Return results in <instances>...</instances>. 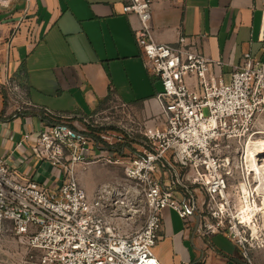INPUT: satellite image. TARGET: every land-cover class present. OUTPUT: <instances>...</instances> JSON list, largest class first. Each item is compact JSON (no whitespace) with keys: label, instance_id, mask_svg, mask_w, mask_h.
Returning <instances> with one entry per match:
<instances>
[{"label":"built area","instance_id":"1","mask_svg":"<svg viewBox=\"0 0 264 264\" xmlns=\"http://www.w3.org/2000/svg\"><path fill=\"white\" fill-rule=\"evenodd\" d=\"M123 1V14L135 15L140 24L135 42L143 67L161 84L162 127L147 126L116 98L91 116L41 110L42 129L31 149L38 161L61 172V184L47 190L23 183L0 158V233L18 237L37 254V264H159L153 250L162 211L170 209L184 222L197 218L203 236L224 233L251 264L245 242L235 238L236 226L207 225V218L229 199L228 182L260 111L264 63L244 54L225 83L213 71L221 63L206 58L194 38L156 42L153 0ZM0 100L6 116L35 108L10 78L0 82ZM30 137L24 135L17 147ZM94 149H110L112 156L95 159ZM93 164L120 167L123 178L88 194L79 174ZM196 191L203 197L200 207Z\"/></svg>","mask_w":264,"mask_h":264},{"label":"crops","instance_id":"2","mask_svg":"<svg viewBox=\"0 0 264 264\" xmlns=\"http://www.w3.org/2000/svg\"><path fill=\"white\" fill-rule=\"evenodd\" d=\"M2 1L8 4L0 5V82L17 81L35 107L11 117L0 100V158L21 182L47 190L61 184V172L38 161L31 149L42 129L41 110L91 116L116 98L147 126L162 127L161 84L143 67L135 42L140 24L135 15L123 14V0ZM263 11L264 0H153L151 25L160 44L194 38L206 58L221 63L213 71L227 83L244 54L264 63ZM112 152L94 149L93 158ZM111 167L90 165L80 172V185L91 194L115 178ZM176 216L162 211L154 248L159 264H247L224 233L203 236L197 218Z\"/></svg>","mask_w":264,"mask_h":264},{"label":"rangeland","instance_id":"3","mask_svg":"<svg viewBox=\"0 0 264 264\" xmlns=\"http://www.w3.org/2000/svg\"><path fill=\"white\" fill-rule=\"evenodd\" d=\"M259 99L260 111L255 117L251 136L243 143L239 167L233 169L228 182L229 199L218 202L211 211L214 218L210 215L207 218V225L225 222V225L236 226L238 233H235V238L245 242L247 260L251 264H264V155L257 154L264 147V87ZM132 149L135 152L140 150L136 146ZM111 169L115 176L112 180L120 181L123 178V170L115 166ZM202 199L201 195L197 198L199 207ZM244 210L251 213L249 220L241 218L240 213ZM188 250L192 251L190 243ZM36 259L37 254L28 250L18 237L9 232L0 233V264H37Z\"/></svg>","mask_w":264,"mask_h":264},{"label":"bare ground","instance_id":"4","mask_svg":"<svg viewBox=\"0 0 264 264\" xmlns=\"http://www.w3.org/2000/svg\"><path fill=\"white\" fill-rule=\"evenodd\" d=\"M249 143H250V141H249ZM257 154H263L264 155V147L262 148V150H260V151H258V153ZM243 186V185H242ZM245 186V185H244ZM243 188V187H242ZM241 188V189H242ZM245 190H246V188H245ZM244 190V191H245ZM240 191H242V190H240ZM243 192V191H242ZM245 193V192H244ZM246 196V195H245ZM244 196V197H245ZM249 196V195H248ZM243 197V198H244ZM246 200V199H245ZM249 205V204H248ZM264 205V204H263ZM245 208V207H244ZM248 212V213H247ZM251 214V213H250ZM250 214H249V211H247V210H244V211H241V213H240V216H241V218H244V220H249V217H250Z\"/></svg>","mask_w":264,"mask_h":264}]
</instances>
